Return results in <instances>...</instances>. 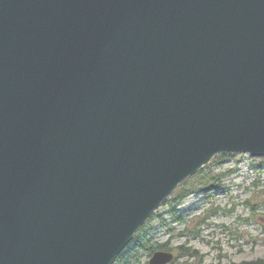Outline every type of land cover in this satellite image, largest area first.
Here are the masks:
<instances>
[{
  "label": "water",
  "instance_id": "obj_1",
  "mask_svg": "<svg viewBox=\"0 0 264 264\" xmlns=\"http://www.w3.org/2000/svg\"><path fill=\"white\" fill-rule=\"evenodd\" d=\"M239 152L264 156V0H0V264H111Z\"/></svg>",
  "mask_w": 264,
  "mask_h": 264
},
{
  "label": "rangeland",
  "instance_id": "obj_2",
  "mask_svg": "<svg viewBox=\"0 0 264 264\" xmlns=\"http://www.w3.org/2000/svg\"><path fill=\"white\" fill-rule=\"evenodd\" d=\"M139 238L174 257L179 246L194 251L170 264L264 259V156L215 155L175 187L112 264H146L151 252L135 251Z\"/></svg>",
  "mask_w": 264,
  "mask_h": 264
},
{
  "label": "trees",
  "instance_id": "obj_3",
  "mask_svg": "<svg viewBox=\"0 0 264 264\" xmlns=\"http://www.w3.org/2000/svg\"><path fill=\"white\" fill-rule=\"evenodd\" d=\"M174 221H179L178 218H174L173 219ZM142 238H139L136 240V243L134 244V246L136 247L135 251H141V250H144V251H149V252H152L154 249H161L162 245L159 247H153V246H150V245H143L142 243ZM147 243V242H146ZM178 249V254L175 258H178L180 256H184V255H189V256H193L194 255V251L193 250H190L189 248H183L182 246H179L177 247ZM182 250V251H181ZM135 257L137 256L136 253L134 255ZM137 259V257L135 258ZM176 259H174L173 262H175ZM172 262V263H173ZM232 264H264V259H254V260H249V261H241L239 263H232Z\"/></svg>",
  "mask_w": 264,
  "mask_h": 264
}]
</instances>
